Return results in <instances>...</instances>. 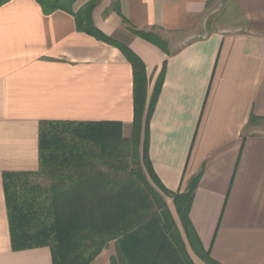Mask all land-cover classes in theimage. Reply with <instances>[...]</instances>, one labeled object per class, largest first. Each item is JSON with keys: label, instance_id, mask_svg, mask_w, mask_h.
<instances>
[{"label": "crops", "instance_id": "obj_1", "mask_svg": "<svg viewBox=\"0 0 264 264\" xmlns=\"http://www.w3.org/2000/svg\"><path fill=\"white\" fill-rule=\"evenodd\" d=\"M88 1L76 0L73 12ZM212 1L119 0L120 17L112 0H99L92 21L144 64L147 103L163 75L148 159L172 193L199 175L188 214L197 248L218 264H264V0H229L213 16ZM133 117L132 68L117 48L35 0L0 6V264H52L49 247L12 251L3 188L4 176L40 171L44 124L119 123L129 139ZM140 135L141 150L143 124ZM163 199L190 261L205 264ZM115 254L111 241L89 264H111Z\"/></svg>", "mask_w": 264, "mask_h": 264}, {"label": "trees", "instance_id": "obj_2", "mask_svg": "<svg viewBox=\"0 0 264 264\" xmlns=\"http://www.w3.org/2000/svg\"><path fill=\"white\" fill-rule=\"evenodd\" d=\"M8 1L0 0V6ZM35 1L46 15L55 11L70 14L78 31L117 48L123 54L132 68L134 117L129 139L122 137L119 123L70 126L78 143L75 145L66 141L68 134L63 131L67 125L44 124L39 140L40 170L60 169L65 175L60 183L65 184L55 189L51 197L49 215L53 226L37 230L33 224L37 219L33 216L36 208L19 201L16 192L11 190L14 183L25 177L4 176L12 251L49 247L52 264H89L105 243L114 241L116 254L110 259L111 264H174L175 257L181 259L180 264H192L164 196L171 199L191 250L205 264H218L208 253L197 248L199 243L193 237L188 219L199 175L190 181L186 192L172 193L160 184L150 166L148 123L163 75L147 103L144 64L127 47L106 37L93 24L92 13L99 0H89L76 12L72 9L76 0ZM112 10L121 17L119 0H113ZM128 29L166 51L164 42L153 34L136 31L130 26ZM142 124L144 137L140 150ZM54 128H60L62 133H54ZM121 154L123 158L127 155L133 165L128 171L131 180L120 181L113 172L118 169L114 163ZM96 164L110 172L98 171ZM68 169L76 172L68 174ZM75 176L78 177L76 181L70 179L67 182V178ZM51 235L55 246L49 243ZM94 236L103 240H95V243Z\"/></svg>", "mask_w": 264, "mask_h": 264}, {"label": "rangeland", "instance_id": "obj_3", "mask_svg": "<svg viewBox=\"0 0 264 264\" xmlns=\"http://www.w3.org/2000/svg\"><path fill=\"white\" fill-rule=\"evenodd\" d=\"M228 1L229 0H213L211 4V6L213 7L212 10L210 11L212 12V16L213 14L219 13L221 11L223 12L225 10L224 8L226 7ZM53 132L62 133V130H60V128H54ZM64 132L68 134L66 137V141L70 145L78 144L76 143L77 140L76 137L74 136L75 134L72 131H70L69 127H67V129L63 131V133ZM127 155L129 156V152H127ZM127 155H125L124 158H123V154L119 155V157L123 159L117 158V161L114 163V165L117 166L118 169L113 170V172L116 175L117 179L120 181L131 180V177H129L128 175V171L133 167V165L131 164L130 160H128L129 157ZM96 165L99 166L98 164ZM97 170L102 173L110 172L108 168L102 166H99ZM74 172H76V170H71V169L67 170L68 174ZM77 172H79V170H77ZM64 176L65 175L60 173V169L57 168L45 169V170H40L38 174L34 176L25 177L21 181H18L17 183H14L12 185L11 190H14L16 192V195L19 197V201L29 203L36 208L35 209L36 212L34 211L33 216L37 217V219L33 221V224H35L34 227L37 230L42 229L43 227L47 229L53 226L52 217L50 218L49 215V209L52 208L51 197L54 194L53 191L55 189L65 184L64 182L60 183L62 179L64 180V178H62ZM70 179L76 181L78 177L75 176V177L67 178V182ZM170 209L172 210V208ZM172 212L174 214L173 210ZM93 239L95 243H97L95 240L98 241L103 240L95 236L93 237ZM49 243L52 246H55V239L53 235H51V237L49 238ZM108 243H105L102 249H104Z\"/></svg>", "mask_w": 264, "mask_h": 264}]
</instances>
